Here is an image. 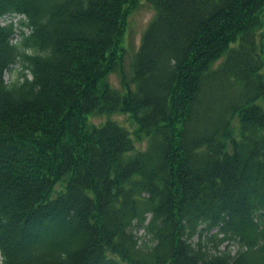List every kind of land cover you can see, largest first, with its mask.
Returning a JSON list of instances; mask_svg holds the SVG:
<instances>
[{
	"label": "trees",
	"instance_id": "obj_1",
	"mask_svg": "<svg viewBox=\"0 0 264 264\" xmlns=\"http://www.w3.org/2000/svg\"><path fill=\"white\" fill-rule=\"evenodd\" d=\"M146 1L121 92L130 0H0V264H264V0Z\"/></svg>",
	"mask_w": 264,
	"mask_h": 264
},
{
	"label": "rangeland",
	"instance_id": "obj_2",
	"mask_svg": "<svg viewBox=\"0 0 264 264\" xmlns=\"http://www.w3.org/2000/svg\"><path fill=\"white\" fill-rule=\"evenodd\" d=\"M128 12L125 16L124 25H123V33L120 37L119 43L117 45V52L119 55V63L118 67L121 73L114 72L110 73L108 76V80L110 85L120 90L121 92V74L125 77V80L129 83L131 87L133 84L131 83V75H132V59L134 54L139 48L140 41L144 31L149 25L150 21L154 17V10L150 6V4L146 0H130L127 4ZM24 17L21 15H11L5 16L0 20V23H6L8 21L14 22L15 25H18L20 21H23ZM24 32H28L26 28H23ZM20 32L19 28H17L15 35L13 36V42L20 41ZM258 53L262 55L264 59V53L261 52V37L258 35L256 38ZM21 73H25L28 78H31L30 73L24 68V61L18 60L15 62L11 68L5 73V80L7 82L21 80ZM261 73L264 74V66L261 69ZM255 104L259 105L264 109V97L259 98L255 101ZM108 117L106 116H93L90 118V121L94 124H100L104 122ZM112 120H115L121 126L125 127L130 133L134 140V146L136 150H144L146 147V140H137L134 131L137 129V125L132 121L128 114H113L109 117ZM231 126L233 130H237L238 123L236 117L233 118ZM261 213H264L262 211ZM259 214V213H258ZM216 230H212L210 232H203L202 234H197L192 238V242L196 243L198 241H202L207 245V249L209 253H215L217 251L230 250L232 254H234L239 245L236 241L230 240L226 242H222L217 245V248H214L211 243L208 242L207 238L211 233H214ZM133 233L139 238V243L146 241L149 236L145 235L144 229L142 227H134ZM221 237V235H219Z\"/></svg>",
	"mask_w": 264,
	"mask_h": 264
}]
</instances>
